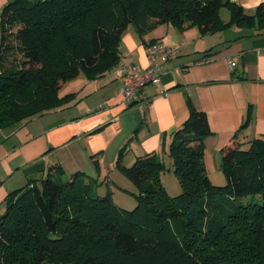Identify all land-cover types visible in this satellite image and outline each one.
<instances>
[{
	"label": "trees",
	"instance_id": "1",
	"mask_svg": "<svg viewBox=\"0 0 264 264\" xmlns=\"http://www.w3.org/2000/svg\"><path fill=\"white\" fill-rule=\"evenodd\" d=\"M165 23L201 34L232 26L261 34L264 6L246 13L231 0L8 1L0 11V130L71 101L74 93L59 90L78 74L95 79L115 67L128 26L143 37ZM188 107L161 147L180 193L162 183L159 152L125 165L126 144L115 167L136 187L118 186L136 199L132 209L118 206L103 180L67 174L58 162L37 166L39 175L4 200L0 264H264V134L221 148L225 182L213 183L203 159L207 114L190 100Z\"/></svg>",
	"mask_w": 264,
	"mask_h": 264
},
{
	"label": "crops",
	"instance_id": "2",
	"mask_svg": "<svg viewBox=\"0 0 264 264\" xmlns=\"http://www.w3.org/2000/svg\"><path fill=\"white\" fill-rule=\"evenodd\" d=\"M8 1L0 0V11ZM231 1L246 13L264 6V0ZM146 43L179 45L180 51L160 64V81L143 86L137 102L123 99L115 65L95 79L84 77L75 83L70 91L75 97L68 103L0 130V214L6 195L39 175L37 166L58 162L67 174L85 173L113 191L123 186L110 178L111 173L126 180L115 167L118 151L126 144L125 165L157 151L172 170L162 142L166 146L188 117V100L206 112L212 130L203 139L209 178L216 184L225 182L221 148L234 137L246 142L264 134V33L232 26L201 34L196 26L179 30L165 23L140 37L130 25L121 34L120 59L146 66ZM161 181L166 188L164 172ZM178 184L173 192H181Z\"/></svg>",
	"mask_w": 264,
	"mask_h": 264
},
{
	"label": "built area",
	"instance_id": "3",
	"mask_svg": "<svg viewBox=\"0 0 264 264\" xmlns=\"http://www.w3.org/2000/svg\"><path fill=\"white\" fill-rule=\"evenodd\" d=\"M180 51L179 45H165L152 43L146 46L147 65L139 66L136 63H126L122 60L116 65L115 71L122 79L120 92L126 101L137 102L143 86L156 84L160 81V64L177 56ZM235 58L229 61L234 64Z\"/></svg>",
	"mask_w": 264,
	"mask_h": 264
},
{
	"label": "rangeland",
	"instance_id": "4",
	"mask_svg": "<svg viewBox=\"0 0 264 264\" xmlns=\"http://www.w3.org/2000/svg\"><path fill=\"white\" fill-rule=\"evenodd\" d=\"M221 17L224 20H227L229 18V11L226 8L221 9ZM79 77V78H78ZM84 77H86L83 73L78 74L76 77L72 78L71 80H68L62 87H61V94H68L71 93L70 91H72L74 88L75 83H77L78 81H80L81 79H84ZM75 79V80H74ZM70 81V82H69ZM74 81V82H72ZM68 92V93H67ZM84 98H82L78 103L80 104L83 101ZM132 164V163H131ZM166 164V163H165ZM130 165V164H129ZM169 166H171V164H166V169L164 171V182L166 183V190L170 195H177L178 193L173 192L175 191V185L176 183H178V180L175 176V174L173 173V170H169ZM117 172H114L113 174H110V178L115 181L116 183L120 184L121 186L125 187L127 190L129 191H135L136 187L133 184V182L131 180H129L126 176L124 181H121L116 174ZM122 176V177H123ZM179 185V184H178ZM165 186V185H164ZM103 189V188H102ZM102 193L104 192V190L101 191ZM112 199L113 201L120 207L125 208V209H132L136 206V199L134 198V196L129 193L126 192L124 190H121L119 188H113L112 191Z\"/></svg>",
	"mask_w": 264,
	"mask_h": 264
}]
</instances>
